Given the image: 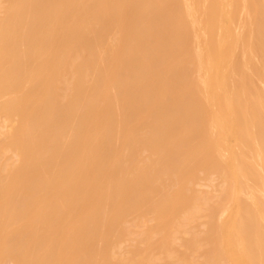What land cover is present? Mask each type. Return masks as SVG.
<instances>
[{
	"label": "bare ground",
	"instance_id": "6f19581e",
	"mask_svg": "<svg viewBox=\"0 0 264 264\" xmlns=\"http://www.w3.org/2000/svg\"><path fill=\"white\" fill-rule=\"evenodd\" d=\"M1 119L0 264H264V0H0Z\"/></svg>",
	"mask_w": 264,
	"mask_h": 264
},
{
	"label": "rangeland",
	"instance_id": "374dc122",
	"mask_svg": "<svg viewBox=\"0 0 264 264\" xmlns=\"http://www.w3.org/2000/svg\"><path fill=\"white\" fill-rule=\"evenodd\" d=\"M0 122H3L2 121V119L0 120ZM201 185H203L202 187H199V186H201ZM204 186H208V189L206 188V187H204ZM197 188H199V189H202V190H207V191H211L212 190V188H213V186L212 185H204L203 183H200L199 185H197ZM262 196H264V195H261V198H263L264 199V197H262ZM260 198V196L257 198V201L259 202V203H261V204H264L263 202L264 201H262V199ZM222 202H224V203H226V200L224 201H222ZM224 203H222V204H224ZM257 214L256 213H254V220L256 219L257 221H254L255 222V224H256V229H255V232H256V234L258 235V233H257V229H259L258 230V232L260 233L259 235H264V222L262 221V219L260 218V220L262 221H260L259 219H257V216H256ZM258 218H259V216H258ZM203 220H204V218H202L201 220H200V222H203ZM258 221H259V223H258ZM258 224H259V226H258ZM204 227V226H203ZM200 229H203L202 228V226H200ZM263 246H264V244H263ZM255 247H256V245H255ZM257 249H258V246L256 247ZM255 248V255L256 256H259V254H257V251H260V250H257ZM257 250V251H256ZM9 264H12V263H9Z\"/></svg>",
	"mask_w": 264,
	"mask_h": 264
}]
</instances>
